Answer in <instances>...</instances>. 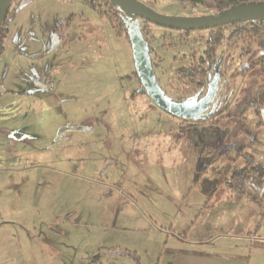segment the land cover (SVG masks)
<instances>
[{
  "label": "rangeland",
  "instance_id": "1",
  "mask_svg": "<svg viewBox=\"0 0 264 264\" xmlns=\"http://www.w3.org/2000/svg\"><path fill=\"white\" fill-rule=\"evenodd\" d=\"M138 1L164 15L222 10L220 0ZM88 3L11 2L20 10L9 16L0 55V227L10 231L0 236V264H182L178 239L211 229L234 195L216 172L240 168L241 150L264 166V125L252 105L263 50L247 48L231 27L174 32L139 21L160 95L181 109L200 95L185 97L175 69L216 52L206 108L216 119L183 122L139 89L131 44L98 14L103 6ZM69 123L90 128L56 139ZM210 187L214 209L204 207ZM241 198L236 210L253 218L257 208Z\"/></svg>",
  "mask_w": 264,
  "mask_h": 264
},
{
  "label": "water",
  "instance_id": "2",
  "mask_svg": "<svg viewBox=\"0 0 264 264\" xmlns=\"http://www.w3.org/2000/svg\"><path fill=\"white\" fill-rule=\"evenodd\" d=\"M12 1L0 0V28ZM109 1L112 6H116L127 17L126 25L128 26L136 69L142 83L141 90L145 91L160 109L177 118H192L194 120L206 118L207 114H204L203 111L209 105L214 93H209L197 105L188 109H181L165 101L160 95L150 68L148 54L140 31L139 20L150 22L159 27L176 30H202L233 22H246L250 20L264 21V1H239L236 4H232L218 11L216 14L187 17L158 13L138 0ZM260 115L264 123L263 109H261ZM89 128V126H84L79 123H69L58 129L56 139L64 131H88ZM249 185L255 192L262 194L264 190L263 186L257 187L253 183Z\"/></svg>",
  "mask_w": 264,
  "mask_h": 264
},
{
  "label": "crops",
  "instance_id": "3",
  "mask_svg": "<svg viewBox=\"0 0 264 264\" xmlns=\"http://www.w3.org/2000/svg\"><path fill=\"white\" fill-rule=\"evenodd\" d=\"M229 189L233 192L230 187ZM213 192H216L215 187H210L209 194H204V197H206L204 207L207 208L210 203L209 208L214 209L215 205L211 203ZM236 196L242 197L241 202H243L242 206L244 208L247 209L249 205H251V208H257L253 218L247 217L246 214L248 213L244 214L242 208L237 209L238 211L236 210L237 207L234 200ZM250 196L251 194L248 193L238 194L235 192L234 195H228L222 203L224 205L223 210L218 215L215 214L217 218L221 215L225 216V218L223 220L213 219L212 228L198 232V238L194 242H187L182 238H177L183 251L180 256L181 261H183L182 264H193L196 260L197 262L207 260L209 263L213 262V264H264V226H262L264 213L260 209L262 207L260 205H263V199L253 202L250 200ZM207 199L209 200L207 201ZM237 216L245 217V223H237L235 221ZM198 217L199 214L192 221H196ZM249 220L254 221V224L249 223ZM222 221L225 223L224 227H219L218 223ZM187 230L190 231V226H188ZM9 232V230L0 227V236ZM185 237L187 238V236Z\"/></svg>",
  "mask_w": 264,
  "mask_h": 264
},
{
  "label": "trees",
  "instance_id": "4",
  "mask_svg": "<svg viewBox=\"0 0 264 264\" xmlns=\"http://www.w3.org/2000/svg\"><path fill=\"white\" fill-rule=\"evenodd\" d=\"M203 0H191L193 3H201ZM240 0H220L218 3V8L224 9L229 7L232 4L238 3ZM256 1H264V0H256ZM89 6L92 8H97L98 6H103L104 9L97 10L98 14L100 16H105L109 24L111 25L114 32L118 35H124L127 39V41L131 44L128 26L126 25L127 17L116 7L112 6L110 4L109 0H89ZM20 10V8H11V4L5 14L4 20L2 22L1 28H0V55L2 54L3 50V42L5 37L7 36L9 29H8V21L9 16L12 13H17ZM143 21V20H141ZM146 25H148L147 21H143ZM232 28L233 33L237 34H243L244 35V41L246 42L247 48H249L252 44L257 45L261 50H263V53L258 58L257 64L259 66L260 75H261V83L258 87L257 93H256V99L255 103L253 105H257L256 113L259 115V125L264 123L261 119V109L264 111V21L259 20H250L246 22H233L226 25H221L217 27L211 28L213 31H219L226 28ZM140 31H142L140 27ZM142 34V33H141ZM222 36L218 38L221 39ZM214 48L212 46V49H206L205 53L206 55H209L210 52H213ZM187 73L189 72V75H195L198 73L197 69H186ZM206 69H201V79H200V85H203L205 81V73ZM135 75L137 74V71L133 72ZM138 82H140L139 78ZM193 86H196L193 85ZM191 86V88L194 89V87ZM206 119L214 120L216 119L213 114H210L207 116ZM204 120V119H203ZM243 152V150H241ZM240 153L238 156L242 155L244 162L243 165L240 166V168L233 170L231 174L228 176L227 173H229V169H226V171H217L216 174L219 177V183H226L229 185L231 190L238 194H243L247 188L250 187V183H253L257 187H264V166L254 160V158L249 155L246 152ZM251 188V187H250ZM260 199H264V191L262 194H258L257 192L253 191V194L250 196V200L253 202H256Z\"/></svg>",
  "mask_w": 264,
  "mask_h": 264
},
{
  "label": "flooded vegetation",
  "instance_id": "5",
  "mask_svg": "<svg viewBox=\"0 0 264 264\" xmlns=\"http://www.w3.org/2000/svg\"><path fill=\"white\" fill-rule=\"evenodd\" d=\"M125 20H127V19H125ZM139 21H141V19L139 20ZM144 21V20H143ZM143 21H141L142 23H144ZM139 24H140V22H139ZM148 25H155V24H152V23H150V22H148L147 23ZM156 26V25H155ZM159 27V26H158ZM163 29H167V30H170V31H174V32H192V31H195V30H176V29H169V28H164V27H162ZM211 28H208V29H202V30H210ZM206 50V49H205ZM205 50H204V55H206V53H205ZM3 51V50H2ZM200 54V53H199ZM204 55H198L197 56V54L196 53H194L191 57H189V60L191 61V62H189V64L188 65H186V66H181L180 68H178V69H175V72L177 73V75H178V78L177 79H185L186 81H184V82H180V83H182L184 86V90L186 91V92H188V93H190V94H188V95H186L185 97H187V96H191V95H200V97L198 98L199 100H198V102L196 103V104H194V105H192L191 107H193V106H195V105H197L200 101H201V99L202 98H204L205 96H207L209 93H211V92H213L214 93V84L212 83V75H211V71H212V69L213 68H217V59H216V52L215 51H213V52H210V54L209 55H206V56H204ZM149 58V63H150V68H151V70H152V73H153V75H154V79H155V83L158 85V86H160L159 85V83H158V81H157V78H156V76H155V74H154V71H153V60L151 59V57H148ZM181 58H183V57H181ZM204 62L203 64H201V62ZM190 68H192V69H197L198 70V73H196L195 75H189V72L187 73L186 71V69H190ZM206 69V71H205V73H206V75H205V81H204V83H203V85H200V79H201V69ZM137 71V70H136ZM136 77L137 78H139V76H138V72H137V74H136ZM140 80V79H139ZM139 83V89L141 90V87H142V83H141V81L140 82H138ZM196 84V86H193V85H195ZM191 86H193L194 87V89L193 88H191ZM162 88V87H161ZM204 89L206 90V92L204 93V94H202L203 93V91H204ZM162 90H163V88H162ZM183 90V91H184ZM164 91V94L165 95H167L169 98H173L171 95H169V94H167V92H166V89L165 90H163ZM148 97L150 98V96L148 95ZM185 97H181V98H185ZM181 98H179V99H181ZM256 99V98H255ZM150 100H151V102L153 103V105H155V106H157L153 101H152V99L150 98ZM255 101V100H254ZM255 102H253L252 103V105L254 104ZM210 104V103H209ZM254 107H256L257 105L255 104V105H253ZM191 107H189V108H191ZM208 107V106H207ZM157 108L158 109H160L158 106H157ZM160 110H162V109H160ZM245 110V109H244ZM163 111V110H162ZM206 111V109L203 111V113ZM255 111H256V108H255ZM163 112H165V111H163ZM208 111H206V113H207ZM243 112V111H242ZM165 113H167V112H165ZM205 113V114H206ZM168 114V113H167ZM210 114L209 113H207V116H209ZM207 116H206V118H207ZM213 116H214V114H213ZM177 118V117H176ZM206 118H204V120L206 119ZM180 119H182V121L184 122V121H186V120H188V119H192V118H180ZM198 120H203V119H198ZM23 138V137H22ZM22 138H20V139H22Z\"/></svg>",
  "mask_w": 264,
  "mask_h": 264
}]
</instances>
